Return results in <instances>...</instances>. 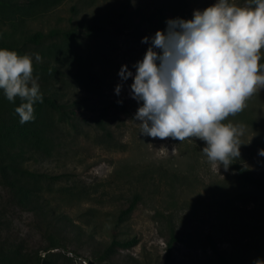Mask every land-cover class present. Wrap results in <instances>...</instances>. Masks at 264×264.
Instances as JSON below:
<instances>
[{
	"label": "rangeland",
	"instance_id": "obj_1",
	"mask_svg": "<svg viewBox=\"0 0 264 264\" xmlns=\"http://www.w3.org/2000/svg\"><path fill=\"white\" fill-rule=\"evenodd\" d=\"M215 2L63 0L28 22L31 30L45 32L78 27L79 54L97 79L92 88L67 91L69 97L85 98L76 114L83 131L65 125V137L59 147L55 145V154L35 156L27 163L32 170L65 174L49 184L48 215L11 204L3 208L9 191L0 183L4 221L0 240L23 241L25 251H36L54 238L66 245L75 264H88V259L98 264L89 244L96 247L95 240H109L120 231L139 239L133 247L120 250L136 264H223L213 243L230 264L264 261V195L246 184L238 171L243 166L264 177V156L258 154L264 149V88L225 121L243 130L238 137L240 157L225 170L218 162L208 161L202 152L206 142L199 138L178 141L140 134L134 117L143 102L130 95L132 77L122 81L118 75L125 64L135 74L133 65L151 45L150 39L142 43L143 37L164 30L168 19H191L194 10L202 11ZM230 2L244 6L247 0ZM118 83L122 84L119 95L114 91ZM118 100L124 102L126 111L111 106ZM101 121L110 136L98 125ZM70 184L74 193L68 196L65 189ZM135 196L140 198L135 210L115 227ZM52 214H57L55 219ZM171 228L179 240L167 258Z\"/></svg>",
	"mask_w": 264,
	"mask_h": 264
},
{
	"label": "clouds",
	"instance_id": "obj_2",
	"mask_svg": "<svg viewBox=\"0 0 264 264\" xmlns=\"http://www.w3.org/2000/svg\"><path fill=\"white\" fill-rule=\"evenodd\" d=\"M149 39L151 45L133 65L135 74L126 64L118 73L122 81L132 77L130 95L143 102L134 117L140 134L199 138L206 142L202 152L208 161L227 170L240 157L243 130L225 121L264 88V0H247L244 6L216 0L194 10L191 19H168L164 30L142 43ZM34 58L41 60L39 53ZM0 89L10 102L20 98L15 112L21 124L35 119L33 106L43 95L33 78L32 56L0 48ZM121 89L118 83L114 91L119 95ZM258 154L264 156V149Z\"/></svg>",
	"mask_w": 264,
	"mask_h": 264
},
{
	"label": "trees",
	"instance_id": "obj_3",
	"mask_svg": "<svg viewBox=\"0 0 264 264\" xmlns=\"http://www.w3.org/2000/svg\"><path fill=\"white\" fill-rule=\"evenodd\" d=\"M62 1L0 0V48L33 57V78H36L43 95V102H37L33 106L35 119L21 124L19 115L15 112V108L21 103L20 98L10 102L0 89V183L9 191L3 208L6 204L21 206L38 212L43 217L49 213L45 210L49 201V184L65 178V174L32 170L27 163L35 159V156L49 158L54 155L59 142L65 137V125L70 124L76 132L83 131L81 121L76 120V114L77 110L82 108L85 98L69 97L68 89L92 88L97 79L89 62L79 54L82 38L78 27L68 30L56 27L47 32L30 29L29 21L56 8ZM160 24L163 27V24ZM35 53L41 56L39 62L34 58ZM260 63L264 64V59H261ZM118 101L112 102L111 106L126 111L124 102ZM102 123L101 121L98 125L106 130ZM107 134L110 136L111 133L107 131ZM238 171L246 184L264 195L263 176L255 175L243 166H238ZM73 189L71 184L70 188L65 189L68 196L74 193ZM139 200V196L131 200L115 221V227L119 228L120 224L131 216ZM1 215L0 211V223L4 222ZM56 215L52 214L53 219ZM90 238L95 239L93 233H90ZM178 240V235L171 228L166 248L167 258L171 256ZM95 242L96 247L89 245L96 263L114 264L119 261L120 264H136L120 252L121 249H129L139 242L135 235L118 231L112 234L109 240ZM22 243L24 242L10 238L1 239L0 264H75L73 258L67 255L66 245L54 238L36 251H25ZM212 247L223 264H230L214 243ZM121 256L124 257L120 258ZM87 261L88 264L92 263L91 259Z\"/></svg>",
	"mask_w": 264,
	"mask_h": 264
}]
</instances>
